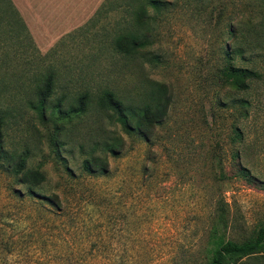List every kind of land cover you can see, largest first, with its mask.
I'll list each match as a JSON object with an SVG mask.
<instances>
[{"label":"rangeland","instance_id":"rangeland-1","mask_svg":"<svg viewBox=\"0 0 264 264\" xmlns=\"http://www.w3.org/2000/svg\"><path fill=\"white\" fill-rule=\"evenodd\" d=\"M9 1L20 30L11 41L0 36L4 145L41 166L45 180L32 190L59 194L60 211L47 204L49 211H36L27 185L0 174V264H208L213 227L236 243L254 236L264 225V0H156L141 28L148 61L108 45L137 29L131 12L141 0ZM7 10L0 0L5 36ZM229 27L232 49L241 50L233 64L260 74L243 92L222 84ZM47 72L53 103L110 89L141 107L158 83L169 98L166 114L144 137L122 135L107 176L87 181L78 177L81 160L116 129L97 109L57 121L59 133L39 121L32 91ZM259 255L230 264H264Z\"/></svg>","mask_w":264,"mask_h":264},{"label":"trees","instance_id":"trees-1","mask_svg":"<svg viewBox=\"0 0 264 264\" xmlns=\"http://www.w3.org/2000/svg\"><path fill=\"white\" fill-rule=\"evenodd\" d=\"M2 1L8 7L7 14L11 20L5 24L8 28L5 32L7 36L2 33H0V36L6 41H11L12 38H16L14 35L20 30V23L16 18L17 12L10 1ZM156 4V0H141L138 3L134 11L131 12V19H134L137 29L115 35L108 44L113 52L125 58L150 60V53L147 50L149 41L146 38V32L141 31V28L147 21V17L145 18L146 6L154 7ZM20 27L22 29V25ZM228 34L230 41L222 44V84L227 85L229 92H243L248 89V82L259 79L260 74L253 69L237 67L233 64V56L240 54L241 50L234 52L232 49V45L237 42L236 31L233 27H229ZM53 87L54 75L52 72H47L41 79L40 84L33 88V103L30 108L39 121L46 122V119L52 121L55 133L61 131V125L57 121L62 122L65 119L68 122L70 120H83L92 110L96 109L101 113L109 114L113 127L116 129L113 133L110 132L109 137L102 141L100 145H93L92 156L81 160L79 164L80 175L78 177L87 181L92 180V178L106 177L109 171V159L116 158L123 147V136L138 135L144 137V129L161 123L169 103L165 86L158 83H153L150 86L148 102L143 103L141 107L134 108L125 105L121 96L110 89H101L97 92L84 90L73 97H69L63 106L61 99L55 103L52 102ZM141 96V99H143V95ZM234 103V101L231 102V104ZM224 104L225 98L222 97V106ZM6 117V111L0 107V174L13 177L15 182L27 185V195L35 198L36 211H49L44 206L47 204L54 208L52 213L59 212V194L52 193L50 196H44V194L32 190L39 188L45 180L44 174L40 170L41 166L33 167L29 165L30 156L27 151L18 153L6 149L3 133ZM52 139L54 140V137ZM96 150L103 152V157H96L93 153ZM64 169L71 181L76 178L66 167ZM242 172L246 173L245 170H242ZM219 222L222 225V219ZM34 228L37 230V223ZM208 244L209 248L206 250L208 264H230L233 261L237 262L241 259L261 256L259 254L264 252V225L258 227L252 238L240 243L224 240L213 227L208 236Z\"/></svg>","mask_w":264,"mask_h":264}]
</instances>
